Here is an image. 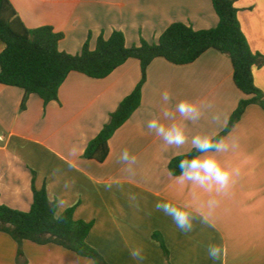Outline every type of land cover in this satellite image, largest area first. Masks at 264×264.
<instances>
[{
    "label": "crops",
    "instance_id": "crops-1",
    "mask_svg": "<svg viewBox=\"0 0 264 264\" xmlns=\"http://www.w3.org/2000/svg\"><path fill=\"white\" fill-rule=\"evenodd\" d=\"M28 29L50 26L64 35L61 52L77 55L86 42L95 50L98 38L122 32L128 48L141 41L155 44L174 23L196 31L216 28L219 18L211 0H9ZM250 48L264 56V0H233ZM5 45L0 41V54ZM264 93V66L253 71ZM141 79L140 62L129 59L105 79L69 74L58 101L44 104L20 88L0 85V203L29 212L33 183L56 203V215L75 208L74 219L92 223L87 238L108 264H264V111L249 106L221 139L226 151H210L231 170L226 188L207 193L181 183L169 171L170 161L194 148L192 137L215 139L228 126L240 101L250 97L233 82L230 59L216 50L194 63L173 65L155 59L147 69L141 106L109 141L104 163L85 159V150L109 121L121 101ZM170 94L167 105L160 97ZM190 100L200 106L196 121H184L186 141L169 145L147 128V121ZM178 119H180L178 117ZM128 150L135 162L121 161ZM213 201L211 206L209 200ZM186 207L190 230L178 226L158 204ZM159 234L168 261L154 239ZM219 249L218 258L209 255ZM140 250L134 259L132 250ZM0 232V264H94L63 247L22 244Z\"/></svg>",
    "mask_w": 264,
    "mask_h": 264
},
{
    "label": "trees",
    "instance_id": "trees-1",
    "mask_svg": "<svg viewBox=\"0 0 264 264\" xmlns=\"http://www.w3.org/2000/svg\"><path fill=\"white\" fill-rule=\"evenodd\" d=\"M219 18L216 28L196 31L184 23H174L155 44L141 41L128 48L122 32L114 31L105 39L98 38L95 50L86 42L81 53L70 55L59 50L62 33L50 26L28 29L18 17L9 0H0V41L5 45L0 54V85L20 88L25 96L20 111L27 106L29 96L37 95L44 104L58 101L59 90L69 74L77 72L92 79H105L129 59L140 62L141 79L136 88L124 98L110 115L101 132L88 144L84 158L104 163L109 156V141L141 106L142 89L147 80V69L157 58L184 66L194 63L205 52L216 50L226 55L233 67V82L237 89L250 97L240 101L225 131L213 139L221 140L242 118L251 105L264 111V93L255 85L253 71L264 66V56L251 50L238 19L233 0H211ZM203 153L193 149L173 158L169 171L174 177L181 175L179 163ZM55 202L48 198L45 188L37 189L33 183V203L29 212L11 209L0 203V232L10 235L19 246L18 257H23L22 244L30 241L37 245L54 244L94 264H108L87 242L92 223L76 221L75 208L56 215ZM160 243L168 261L169 252L159 234ZM169 264V263H167Z\"/></svg>",
    "mask_w": 264,
    "mask_h": 264
},
{
    "label": "clouds",
    "instance_id": "clouds-1",
    "mask_svg": "<svg viewBox=\"0 0 264 264\" xmlns=\"http://www.w3.org/2000/svg\"><path fill=\"white\" fill-rule=\"evenodd\" d=\"M162 105H167L170 100L168 91H164L160 97ZM201 115L200 106L190 100H183L176 105L175 110L162 109L161 116L147 121V128L161 137L169 145H182L186 141V134L183 128L184 121H196ZM178 117L180 119H178ZM194 148L200 153L210 151H226L227 146L223 139L214 141L211 137L198 134L191 140ZM122 162L126 164L134 163L135 157L128 150L122 151L120 155ZM181 175L178 180L181 183L190 182L199 186L207 193L213 191L219 192L226 188L231 179V170L221 162L216 156H197L192 159H184L179 163ZM213 201L210 199L208 205L211 206ZM167 215L172 216L179 227L190 230V212L186 207L174 206L167 203L157 205ZM131 255L134 259L141 258L140 250H132ZM209 255L215 259L219 256L217 247L209 248Z\"/></svg>",
    "mask_w": 264,
    "mask_h": 264
}]
</instances>
